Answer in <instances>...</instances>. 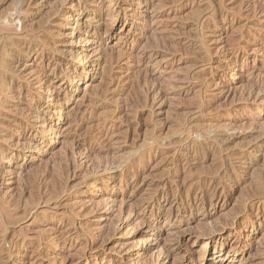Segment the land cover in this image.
Returning a JSON list of instances; mask_svg holds the SVG:
<instances>
[{
  "label": "rangeland",
  "instance_id": "rangeland-1",
  "mask_svg": "<svg viewBox=\"0 0 264 264\" xmlns=\"http://www.w3.org/2000/svg\"><path fill=\"white\" fill-rule=\"evenodd\" d=\"M0 58V264H264V0H0Z\"/></svg>",
  "mask_w": 264,
  "mask_h": 264
},
{
  "label": "bare ground",
  "instance_id": "bare-ground-1",
  "mask_svg": "<svg viewBox=\"0 0 264 264\" xmlns=\"http://www.w3.org/2000/svg\"><path fill=\"white\" fill-rule=\"evenodd\" d=\"M132 1V0H131ZM134 4V3H133ZM133 6H132V3L129 5V7H128V9H127V11H126V13H125V15H124V18H123V20L124 21H130L131 22V16H132V14H133V12H134V10H133V8H132ZM2 36V35H1ZM19 47H21V46H19ZM7 49V48H6ZM15 50V49H14ZM20 50H21V48H20ZM19 51V50H18ZM2 53H4V51L3 52H1V54ZM5 58V57H4ZM0 59H2V58H0ZM8 63V62H7ZM10 64V63H9ZM1 66V65H0ZM10 66V65H9ZM7 69V68H6ZM9 70V69H8ZM236 70V68H235V66H234V70H233V72ZM2 72H3V70H2ZM6 72V71H5ZM12 72V71H11ZM2 74V73H1ZM8 74V73H7ZM12 74V73H11ZM5 76V75H4ZM237 76V74L234 72L233 73V78H235ZM2 77V76H1ZM0 77V78H1ZM8 77V76H7ZM84 77H82V79H83ZM82 79H80V80H78L77 79V82H79V81H81ZM3 80V79H2ZM72 82V81H71ZM70 82V83H71ZM76 83V82H75ZM72 84V83H71ZM74 87H75V84H72V89H71V91H73V89H74ZM1 92V91H0ZM5 101V100H4ZM53 102V105L56 107V112H57V116H60L61 115V110H60V107L54 102V101H52ZM259 104H258V108L254 111V112H257V111H259L261 108L263 109L264 108V100H261L260 102L259 101H257ZM0 106H1V104H0ZM2 107V106H1ZM254 112H252V113H254ZM7 113V112H6ZM1 115V114H0ZM2 116V115H1ZM2 118V117H1ZM16 124V123H15ZM8 125V124H7ZM42 127H44V125L42 126ZM41 133H44V132H41ZM42 136V135H41ZM3 139V138H2ZM6 139V138H5ZM5 141V140H4ZM26 141V140H25ZM7 142V141H6ZM10 142V141H9ZM5 144V143H4ZM8 144V143H7ZM11 144V143H10ZM25 145H26V143H24ZM23 144V145H24ZM23 147V146H22ZM24 148V147H23ZM4 149V148H3ZM14 151V150H13ZM19 151V150H18ZM3 152V151H2ZM6 153V152H5ZM9 154V153H8ZM10 158V157H9ZM7 159V158H6ZM262 174V173H261ZM263 175H264V173H263ZM260 177V176H259ZM263 177V176H262ZM92 184V183H91ZM261 185V184H260ZM65 186V185H64ZM63 186V187H64ZM261 186H263V185H261ZM59 188V187H58ZM260 189H262V188H260ZM24 190H25V188H24ZM63 190V189H62ZM258 190H259V188H258ZM60 191H61V187H60ZM36 192V191H35ZM259 192V191H258ZM262 193V192H261ZM20 194V193H19ZM36 194H38V193H36ZM260 194V193H259ZM258 194V195H259ZM21 195V194H20ZM262 195V194H261ZM19 198V197H18ZM21 198V197H20ZM29 198H31V197H29ZM37 198V197H36ZM17 199V198H16ZM12 200V199H11ZM15 200V199H14ZM31 200H32V198H31ZM42 200V199H41ZM13 201V200H12ZM16 201H18V200H16ZM23 201V200H22ZM35 201H36V199H35ZM34 201V203H36ZM15 202V201H14ZM20 202V201H19ZM16 203V202H15ZM13 204V205H15L16 206V204ZM18 203V202H17ZM32 203H33V201H32ZM12 204V203H11ZM39 205V204H38ZM41 205V204H40ZM39 205V206H40ZM56 205V204H55ZM12 206V205H11ZM15 206H14V208H15ZM13 207V206H12ZM11 208V207H10ZM55 208V207H54ZM36 209V208H35ZM23 210V209H22ZM12 211V210H11ZM33 211V210H32ZM32 211H30V212H32ZM7 212V211H6ZM9 212V211H8ZM7 212V213H8ZM2 213V212H1ZM0 213V214H1ZM4 213V212H3ZM19 213V212H18ZM27 213V212H26ZM31 214V213H30ZM37 214V213H36ZM14 215H16V214H14ZM18 215V214H17ZM19 215H20V213H19ZM1 216V215H0ZM3 216H4V214H3ZM37 216V215H36ZM6 217H8V216H6ZM16 217V216H15ZM19 218H21V219H24V217H23V215L22 216H20ZM0 219H2V217L0 218ZM14 219V218H13ZM206 219H208L207 217H206ZM4 220V219H3ZM5 221V220H4ZM3 221V222H4ZM207 220H205V221H203L202 223H204V226H207V224H209L208 222H207V224L205 225V222H206ZM20 222V221H19ZM21 222H23V221H21ZM36 222V221H35ZM38 222V221H37ZM41 222V221H40ZM16 223V220L15 221H6V225H8V226H11L12 224L14 225ZM43 223V222H42ZM41 223V224H42ZM211 223V222H210ZM39 224V223H38ZM12 225V226H13ZM17 225V224H16ZM212 226V225H211ZM14 227V226H13ZM36 227H37V225H36ZM201 227H203L202 225H201ZM205 228H207V227H205ZM10 229V228H9ZM13 229V228H12ZM24 229V228H23ZM209 229V228H208ZM208 229H206V230H208ZM201 230H203V229H201ZM205 230V231H206ZM23 231V230H22ZM210 232H206V233H204V234H202V237H209L210 236V234H209ZM141 235V234H140ZM24 236V235H23ZM38 236V235H37ZM201 236V235H200ZM199 237V236H198ZM3 238V237H2ZM8 238V237H7ZM22 238V237H21ZM39 238V237H38ZM4 241V240H3ZM144 241V240H143ZM21 245V244H20ZM16 248V247H15ZM221 250H222V246H219V247H209L207 250H204L203 252H202V254L203 255H205V254H208L209 252H211V251H214V253L215 254H217V253H220L221 252Z\"/></svg>",
  "mask_w": 264,
  "mask_h": 264
}]
</instances>
